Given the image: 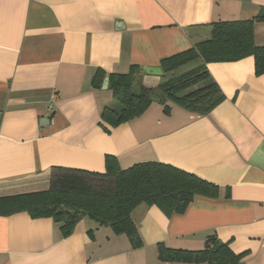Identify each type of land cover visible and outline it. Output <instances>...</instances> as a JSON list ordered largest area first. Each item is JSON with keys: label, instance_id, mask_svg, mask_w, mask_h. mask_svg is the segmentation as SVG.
I'll return each instance as SVG.
<instances>
[{"label": "crops", "instance_id": "crops-1", "mask_svg": "<svg viewBox=\"0 0 264 264\" xmlns=\"http://www.w3.org/2000/svg\"><path fill=\"white\" fill-rule=\"evenodd\" d=\"M263 5L0 0V197L46 190L54 167L104 172L108 155L123 168L167 163L219 189L195 196L182 214L139 205L137 248L88 217L65 237L51 217L0 215V264H206L162 261L158 245L200 250L214 235L246 264H264V73L255 58L208 63L225 99L206 115L154 102L112 127L101 119L115 102L109 85L92 83L99 69L109 78L139 65L141 85L155 88L162 75L145 66L210 38L212 22L252 19ZM255 42L264 46V21L255 23Z\"/></svg>", "mask_w": 264, "mask_h": 264}, {"label": "trees", "instance_id": "trees-1", "mask_svg": "<svg viewBox=\"0 0 264 264\" xmlns=\"http://www.w3.org/2000/svg\"><path fill=\"white\" fill-rule=\"evenodd\" d=\"M260 21H264V5L252 19L212 22L210 38L161 59L163 74L155 88L140 85L134 90L141 73L139 65H132L126 73H110L109 89L115 102L103 108L102 121L117 127L139 117L154 102L164 104L169 112L168 100L200 115L210 113L225 95L212 79L208 63L253 56L256 74L264 73V46L255 42V23ZM105 76L99 69L93 86L101 88ZM218 190L217 185L167 163L141 162L123 168L116 157L108 155L104 172L54 167L46 190L0 197V215L25 211L35 218L51 217L65 237L88 217L117 234H126L137 248L143 245L133 219L139 205H155L172 216L184 213L195 196L216 197ZM158 249L165 262L246 264L244 253H236L215 235L200 250L175 249L162 243Z\"/></svg>", "mask_w": 264, "mask_h": 264}, {"label": "water", "instance_id": "water-1", "mask_svg": "<svg viewBox=\"0 0 264 264\" xmlns=\"http://www.w3.org/2000/svg\"><path fill=\"white\" fill-rule=\"evenodd\" d=\"M144 69L147 73H151V74H155V75H162L163 74V70L161 67H147V66H145ZM108 85H109V78L106 77L104 79L103 88L104 89L108 88Z\"/></svg>", "mask_w": 264, "mask_h": 264}, {"label": "rangeland", "instance_id": "rangeland-1", "mask_svg": "<svg viewBox=\"0 0 264 264\" xmlns=\"http://www.w3.org/2000/svg\"><path fill=\"white\" fill-rule=\"evenodd\" d=\"M185 69H186V68H183V69H181L179 72H182V71H184ZM140 85H141V83H140L139 80H138L136 86L134 87V90H135V91H138ZM160 105H162V108H164V106H165L164 104H160ZM166 105H169V106H171V107H175V109H177V108L180 107L177 103H175V102L172 101V100H168V101L166 102Z\"/></svg>", "mask_w": 264, "mask_h": 264}]
</instances>
